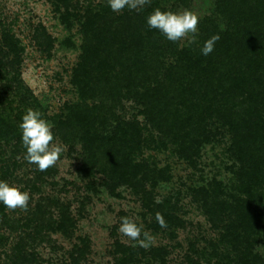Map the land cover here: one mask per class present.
<instances>
[{"label":"trees","instance_id":"trees-1","mask_svg":"<svg viewBox=\"0 0 264 264\" xmlns=\"http://www.w3.org/2000/svg\"><path fill=\"white\" fill-rule=\"evenodd\" d=\"M54 1L65 4L68 0ZM169 1L184 4L187 0H153L143 9L125 8L120 12H113L108 4L86 5L83 21H77L84 40L79 62L72 71L78 100L66 106L64 114L50 118L52 131L63 142L81 144L86 151L83 170L90 176L99 175L101 186L119 197L115 193L119 186L129 185L136 190L146 179L154 186L157 177H167L164 171L157 173L148 161H137L142 144L166 148L167 143L180 141L182 147L188 141L205 138L215 126L212 121L219 122L220 129L231 133L230 152L240 166L237 189L246 198L231 195L229 202L222 196L218 183L197 193L208 208L212 227L220 231L219 245L226 242L232 246L236 258L243 261L261 238L264 241L263 195L253 192L254 187L259 188L257 177L264 176V0H216L214 18L201 21L196 42L183 48L179 47V41L170 42L158 30H149L146 23L154 9L167 11L166 6L159 5ZM59 18L68 28L66 15L60 14ZM37 34L41 44L49 39L43 28ZM215 34H219L220 40L210 55L203 56L200 49ZM19 49L14 36L1 30L0 172L3 176H12L16 163L11 157L3 160V147L18 150L21 146L26 151L19 129L25 110L32 108L44 113L39 101L19 78ZM130 99L143 108L142 126L115 113L123 101ZM15 102L17 106L13 108ZM2 104L6 105L4 110ZM43 118L47 119L45 114ZM143 131L146 137L142 136ZM170 201L165 200L156 212L163 216L167 225L163 228L167 229L176 225L178 219ZM5 211L6 207L0 204V230L16 233L18 237L5 255V264H35L37 255L31 251L35 243L29 231L35 225L38 237L45 238V218L51 215L38 210L15 219ZM62 215L57 222L50 219V226L67 233L66 224H72L65 213ZM153 224L161 228L157 221ZM0 241L7 239L0 235ZM217 248V244H212L214 256ZM119 251L121 257L116 259V264H133L138 251L124 246ZM85 253L84 247H77L71 262L79 264ZM252 260L262 264L256 258ZM229 261L228 255L222 264H230Z\"/></svg>","mask_w":264,"mask_h":264},{"label":"rangeland","instance_id":"rangeland-1","mask_svg":"<svg viewBox=\"0 0 264 264\" xmlns=\"http://www.w3.org/2000/svg\"><path fill=\"white\" fill-rule=\"evenodd\" d=\"M215 1L187 0L184 4L169 1L159 6H166L167 11L173 12L190 10L200 18L201 23L214 18ZM88 3L108 4L107 0H68L65 4H57L54 0H0V31H9L18 41L21 48L18 51L19 78L39 101L48 121L53 116L64 114L66 106L78 100L72 71L79 62L84 36L77 21H83L81 16ZM60 14L66 15L68 28L61 23ZM40 28L49 37L45 44H41L37 34ZM189 39L180 40L179 47L189 45ZM12 106L16 107L17 103ZM5 107L2 104L1 109ZM142 109L130 99L123 101L115 113L125 121H137L142 126ZM212 123H215L214 128L208 126L207 130L211 129V132L199 142L188 141L182 147L179 146L180 141L173 144L166 142V148L142 144L137 161H148L155 166L157 173L164 171L167 177H157L154 186L146 179L136 190L129 185L119 186L115 189L119 197L112 196L101 186L99 175L90 176L83 170L86 151L81 144H69L54 137L55 143L64 146L65 151L56 165L44 172L27 163L21 146L15 150L5 145L3 160L11 157L16 163L12 176H3L0 172V180L30 195L27 212L6 208V214L15 219L25 218L38 210L51 215V218H45V238L38 237L35 225L29 231L35 243L31 250L37 255L35 264H74L71 261L73 255L76 257L73 253L77 247L86 249L85 258L79 264H116V259L121 257V246L138 251L133 264H222L228 255L230 264H255L252 258L264 264L262 238L251 256L246 255L243 261L236 258L232 246H227L226 242L219 245L220 231L212 227L208 208L198 198L197 192L210 190L217 183L221 185L222 196L225 195L229 202L231 195L246 198L237 189L240 166L230 152L231 133L220 129L219 122ZM142 136H147L145 131ZM152 136L156 138L157 135L153 133ZM257 179L260 181L259 188L254 187L253 192L263 195L264 204V176ZM167 199H171V205L176 208L177 223L168 229L156 228L157 225L153 224L156 212ZM62 213L72 224H66L67 233L57 230L55 225L50 226V219L57 222ZM125 216L141 225L143 231L153 238L147 248L119 232L121 218ZM0 235L7 239L0 241V264H5V255L10 253L18 237L5 229L0 230ZM212 244H217L216 256Z\"/></svg>","mask_w":264,"mask_h":264},{"label":"clouds","instance_id":"clouds-1","mask_svg":"<svg viewBox=\"0 0 264 264\" xmlns=\"http://www.w3.org/2000/svg\"><path fill=\"white\" fill-rule=\"evenodd\" d=\"M151 2L152 0H107L108 6L113 12H120L125 8L129 10L143 9L145 6H150ZM199 19L190 10L173 12L161 11L160 8H156L147 17L146 23L149 30H158L170 42L176 43L184 38H190L189 43H195L198 37ZM219 40V34L212 35L204 42L200 49L201 54L203 56L210 55ZM53 127L54 125L44 119L39 110L32 108L25 110L22 122L19 124L22 146L26 150L24 159L28 164L35 165L41 172L55 166L65 151L64 146L55 143ZM29 201V192L21 191L15 186H10L7 181L0 180V204L4 207L11 210L19 208L27 211ZM155 218L160 227H167L160 213H156ZM119 232L145 248L153 239L143 231L141 225L126 216L121 218ZM142 234L143 239H141Z\"/></svg>","mask_w":264,"mask_h":264}]
</instances>
